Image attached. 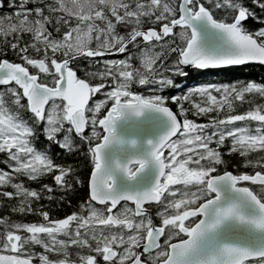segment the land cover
Returning a JSON list of instances; mask_svg holds the SVG:
<instances>
[{
    "label": "snow or ice",
    "instance_id": "snow-or-ice-1",
    "mask_svg": "<svg viewBox=\"0 0 264 264\" xmlns=\"http://www.w3.org/2000/svg\"><path fill=\"white\" fill-rule=\"evenodd\" d=\"M6 3L0 197L37 219L0 216V264H264V82L168 91L264 65V0Z\"/></svg>",
    "mask_w": 264,
    "mask_h": 264
},
{
    "label": "trees",
    "instance_id": "trees-1",
    "mask_svg": "<svg viewBox=\"0 0 264 264\" xmlns=\"http://www.w3.org/2000/svg\"><path fill=\"white\" fill-rule=\"evenodd\" d=\"M15 10L9 6L6 3V0H0V16H4L5 14L12 13L14 15ZM248 25L251 27L253 26V22L251 19L247 21ZM26 39V37H25ZM0 58H6L11 61H17L15 54L11 51H5L3 43H0ZM84 63V62H81ZM185 72L187 73V78L184 77H179L176 76L174 77V82L178 83L180 85V89H169V92H174L176 94L177 91H183L188 87V83L194 80H197L200 82H219V83H232L234 81H247L249 79L254 80L255 82H264V66L258 65V64H247L244 66H235L232 68H227V69H211V70H206L203 71L204 74L197 76L194 72L191 70L185 68ZM79 75V73H78ZM184 80V81H183ZM167 94V92L165 93ZM257 103L259 102V99L256 101ZM170 107H173L172 102L168 101L167 102ZM241 109H237V112H239ZM204 118H198V122L202 121ZM40 140H43V137L41 136L39 138ZM55 151L56 149H53V158L57 159L55 156ZM64 159L63 155L60 156L59 159H57V162H61ZM237 158H233V162H236ZM75 163L77 164V171L80 172L81 176H83V169L84 166L86 165L87 161L84 160L83 157L81 156H76L75 157ZM0 166L1 167H6L3 165V154H0ZM23 179V178H21ZM42 183H48L52 185L53 187V201H48L46 199H41L40 204L42 206H46L48 210H50L51 215L59 218L63 216L65 213L71 211V205H65L62 201L58 200L57 198L62 196L63 193L60 191H57L54 185V182L51 181L50 176L45 178L44 180L41 181ZM26 185L29 187H37L38 185L34 182H27L25 181ZM2 190H10V189H0ZM85 194V190L83 186L77 187L73 193H70L69 196L71 197V203L76 204L81 197H83ZM59 203V208H55V204ZM33 208L35 210L36 204L34 203ZM10 207L9 201L7 198L0 197V216L4 215H9L13 219L17 220H23V221H32L36 220L37 217L35 215H20V214H12L8 211Z\"/></svg>",
    "mask_w": 264,
    "mask_h": 264
},
{
    "label": "rangeland",
    "instance_id": "rangeland-1",
    "mask_svg": "<svg viewBox=\"0 0 264 264\" xmlns=\"http://www.w3.org/2000/svg\"><path fill=\"white\" fill-rule=\"evenodd\" d=\"M110 58H117V54H112V56ZM209 82H213V81H209ZM215 83V82H213ZM191 86H194V85H191Z\"/></svg>",
    "mask_w": 264,
    "mask_h": 264
},
{
    "label": "water",
    "instance_id": "water-1",
    "mask_svg": "<svg viewBox=\"0 0 264 264\" xmlns=\"http://www.w3.org/2000/svg\"><path fill=\"white\" fill-rule=\"evenodd\" d=\"M249 63H256V62H249Z\"/></svg>",
    "mask_w": 264,
    "mask_h": 264
},
{
    "label": "bare ground",
    "instance_id": "bare-ground-1",
    "mask_svg": "<svg viewBox=\"0 0 264 264\" xmlns=\"http://www.w3.org/2000/svg\"><path fill=\"white\" fill-rule=\"evenodd\" d=\"M184 81V80H183ZM176 84H178V83H176ZM8 170H10V169H8Z\"/></svg>",
    "mask_w": 264,
    "mask_h": 264
}]
</instances>
